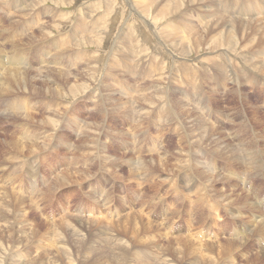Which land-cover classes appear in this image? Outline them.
I'll return each mask as SVG.
<instances>
[{
  "label": "rangeland",
  "instance_id": "rangeland-1",
  "mask_svg": "<svg viewBox=\"0 0 264 264\" xmlns=\"http://www.w3.org/2000/svg\"><path fill=\"white\" fill-rule=\"evenodd\" d=\"M6 1L0 0V3ZM207 1L212 3L209 2L208 5L205 1L177 0L179 6L174 10L175 13L173 11V15L166 14L165 18L160 20H155L152 13L155 9L164 7L165 0H152L147 3L148 13H143L140 9L143 6L142 0H64L59 10L67 13L68 19H60L63 20L60 22L56 17L52 22L51 14H44V24L47 28L51 26V35L55 38L70 31L77 12L83 14L81 20L87 28L83 32L84 36L82 35V48L71 45V51L81 50V59L76 68L81 71L82 92L68 91L70 84L75 80L72 76L74 67L68 66L69 71L71 70L68 74L64 71L65 68L46 62L33 65L44 67L43 69L47 67V73L55 83L57 82L55 86L58 88L61 79L59 80L56 70L66 74L70 84L67 85L64 96L58 99L42 97L39 94L35 96L27 82V90L23 82L19 85L10 82L7 87L2 90L0 88V264H216L210 262V259L194 254L193 247L196 250L200 241L220 235L216 231L208 234L209 231L205 232L206 228L211 229V225L215 228L222 218L227 217L226 223L232 227L229 226L228 231L221 236L227 237L237 232V236L242 233L247 236V230L255 224L250 226V223L241 219V215L255 213L264 216V209L261 211L256 202L253 203L254 208L241 210L236 202L226 205L224 202H218L216 196V191L219 192L220 189L242 193L246 188L249 201L252 202L256 193L255 183L260 181L258 198L264 202V171L259 173L253 167L254 164L241 165L236 159L240 141L250 139L251 135L247 132L248 128H245L246 135H240L241 122L237 115L239 105L244 103L245 108L253 110L248 117H251L255 125L254 130L259 131L264 127V73L259 75L253 72L243 62L246 61L245 56L252 57L256 54L253 51L264 47L259 42L264 35V0H252L253 5H244L247 0ZM46 2L48 5L53 4L52 0ZM172 3L167 5L171 9ZM258 8L263 9L262 13ZM228 11L231 12L229 17L232 16L230 20L244 21L248 28L242 31L238 29L239 22L234 23L235 28L231 33L236 44H222L216 50H212L215 47L210 44L208 50L206 42L210 36L221 37L225 31L222 35L206 32L200 36L201 30L207 25L204 21L200 22L202 13L209 15L207 20L213 17L214 22L220 14L227 18ZM0 16L3 19L0 24L9 25L10 28L7 21L11 15H8V18L0 10ZM251 17L255 19L252 20ZM89 23L97 28L90 29ZM255 24L256 34L252 30ZM164 25L175 30L172 37H162L159 29ZM38 30L35 29L34 32L37 33ZM243 32H247L248 38L252 34L256 37L254 44L248 48L244 45L246 40L242 36ZM20 35L18 39L25 41L26 36ZM2 41L3 38H0V43ZM21 47L27 49L29 46ZM9 50V46L0 50V58L1 55L4 59L8 57ZM57 51L58 49H49L50 56L46 59L49 60ZM27 54V60L33 61L39 52L29 49ZM223 55L228 58L230 68H225L226 63L223 61L226 59H223ZM94 58L96 60L93 62ZM92 65L93 68L90 67ZM26 69L25 72L30 75L36 73L33 69L30 71L29 67ZM83 72L91 74V78L84 80L87 74ZM35 77L41 80V83L45 78ZM2 79L3 74L0 72V83ZM63 87L61 86L62 89ZM238 89H241L239 93H242V96L239 95ZM232 92L237 95L231 96ZM99 95L104 96L102 100ZM43 99L58 100L61 105L53 107L49 104V107L44 109ZM34 106L40 110H34ZM98 106L101 110L97 109ZM60 108H63V114L57 125L55 123L50 126L41 122L42 117L45 118L44 115L41 116L43 113ZM168 108L172 111L170 115ZM32 113H35L34 121L28 117ZM137 114L142 115L138 117ZM196 114L208 133L201 142H197L198 136L192 135L194 126H191V119ZM258 114L262 124L255 122ZM74 118L83 124L81 131L72 125L71 120ZM211 129L215 130V139L210 138L213 133ZM49 134L50 141L37 142L39 148L32 153H27L26 147L19 151L17 148H9V145L3 142V139H13L18 144L26 143L28 138L33 136L49 137ZM218 138L225 143L223 147L222 144L215 143ZM259 144L260 147L264 146V142ZM195 156L201 158L205 169L210 171L206 172V177L209 175L208 178L213 183L210 186L211 192L207 182L193 173ZM78 167L83 168L87 178L72 177L66 182L55 178L63 170L73 171ZM240 170L242 173H239ZM251 176H257V179ZM248 178L254 185L250 192L247 186ZM239 188L241 189L238 190ZM197 205L202 210L212 212L211 224L204 221L198 223L195 220L198 213L200 217L202 215ZM225 208L227 215L223 211ZM236 214H240L238 219L234 217ZM200 228L204 230L201 231ZM251 233L258 237V241L264 243V225ZM192 235L201 238L195 242L196 245L191 244L192 240L195 241ZM116 236L125 241L119 245L115 244ZM221 236L216 240L209 239L205 244L217 241L218 245L220 240L233 241L232 238L235 237L227 240ZM181 238H185L186 242H177V239ZM238 240L239 238L235 243ZM252 240L253 237L246 241L239 251H233V257L223 258L215 255L217 264H247L242 253L254 242ZM62 251H66V254ZM250 252L254 254L255 251L251 248ZM164 257H168L167 261L163 260ZM250 259L252 264H264V258H257L256 255H251Z\"/></svg>",
  "mask_w": 264,
  "mask_h": 264
},
{
  "label": "bare ground",
  "instance_id": "bare-ground-1",
  "mask_svg": "<svg viewBox=\"0 0 264 264\" xmlns=\"http://www.w3.org/2000/svg\"><path fill=\"white\" fill-rule=\"evenodd\" d=\"M51 1V0H50ZM53 1V4L52 5H48V3L46 2V0H7L6 2H2L0 3V10L5 13V16L8 17V15H11V18L9 19V21H7L9 24H10V28L9 25H6V24H3L1 23L0 24V38H3V41L0 43V50H3L4 47L6 46H9V52L10 54H8V57H6L4 59V56L1 55V58H0V72L1 74H3V79L1 80V83H0V88L1 90L4 88V87H7V85L10 84V82H13L14 84L16 85H19L21 82H23V85H24V88L26 89L27 86L25 85L26 82L27 84H29V87H30V90H32L31 92L33 94H35V96L37 94L39 95H42V97H47V98H54V99H58L60 96H64L65 92H66V89H67V85L70 84V81H68V78L65 76L66 74H64L63 72H60L59 70H56L57 73H58V76H59V80L61 79V82L59 83V88L55 86V81H53L52 78H50V74L47 73V67H45V69H43L44 67H36L34 66L35 64H39L41 62H46V63H52L56 66H58L59 68L62 67V68H65L64 71H67V73H71V70L69 71V68L70 67H74L75 68V71L72 72V76L75 80H73V83L70 84L69 88H68V91H72V92H82V82L83 80L81 81L82 79V75L80 74L79 72V68L76 66H79V60L81 59V50L78 49V50H74V51H71V45H78V48L81 44H83V32H85L86 28H85V25H84V21L81 20L83 14L82 12H77L76 13V17L74 18L75 22H72L73 24V27L70 29L69 32L63 34V35H60L59 37H56L55 36H52L51 35V26L50 27H46V25L44 24V14L46 15H49L51 14L52 16V19H50L52 22L55 21L56 17L60 20V19H68L67 17V13L59 10L60 9V4H64V0H52ZM130 1V0H128ZM152 0H142V3H143V6L140 8L142 10L143 13H148V4L147 3H150ZM164 1V0H162ZM167 0H165L164 4L165 5L164 7L160 8V9H155L152 13V16L153 18H155V20H160L162 17L165 18V15L166 14H171L173 15V11L176 10L179 6V4L176 2L177 0H169V2L166 3ZM196 1V0H195ZM199 2H202V1H205L208 3V5L212 2H208L207 0H198ZM216 1V0H215ZM214 1V2H215ZM225 1H228V0H225ZM173 2V3H172ZM194 3V1H192ZM191 2V4H192ZM247 3H243L244 5H253V1L252 0H247L246 1ZM171 4V7L172 9L167 6L168 4ZM227 3V2H226ZM229 3V2H228ZM99 4V3H98ZM137 4V3H136ZM222 4V3H221ZM138 5V4H137ZM212 5V4H211ZM214 5V4H213ZM223 5V4H222ZM227 6V5H226ZM93 8V6H91ZM155 7V6H154ZM183 7V6H182ZM198 7V6H197ZM204 7V6H202ZM212 7V6H211ZM232 7V6H231ZM234 7V6H233ZM96 8V7H95ZM135 8V7H134ZM143 8V9H142ZM98 9V8H97ZM95 9V10H97ZM205 9V8H204ZM260 10V12L262 13V8H258ZM199 10V9H198ZM208 10V9H207ZM211 10V9H210ZM80 11V10H79ZM169 11V12H167ZM181 11V10H180ZM94 12V11H93ZM177 12V11H176ZM186 12V11H185ZM217 12V11H216ZM214 12V14L216 13ZM228 17L226 18L224 14H220L221 16H217L218 19L215 20L214 22H212V18H209L207 20V16L206 14H203L202 13V16L199 18L200 19V22H203L206 23V27L201 30V33H200V36L201 35H205V33H212V32H216V33H219V34H224L221 36V37H215L213 38V36L211 35L210 38L208 39V41L206 42L207 46L206 48H208V50H210L209 46L210 44L215 47L214 49L212 50H216V48L220 45L223 44V46H232L231 44H236L234 43L235 41L233 40V35L231 32H233V28L234 27V23L236 22H239L238 26L240 28V30H244L245 28H248L246 23L243 21V22H240L241 20H230L231 17H229L231 15V12L228 11ZM96 13V12H95ZM102 13V12H101ZM175 13V11H174ZM218 13V12H217ZM220 13V12H219ZM98 14V13H97ZM96 14V15H97ZM178 14V13H177ZM242 14L243 11H242ZM247 14V13H246ZM92 15V14H91ZM95 15V14H94ZM164 15V16H163ZM169 15V16H171ZM263 15H264V11H263ZM198 16V15H197ZM196 16V18H198ZM200 16V15H199ZM248 16V15H247ZM260 16V15H259ZM71 17V16H70ZM96 17V16H95ZM182 17V16H181ZM236 17V16H234ZM9 18V17H8ZM66 18V19H65ZM94 18V17H93ZM105 18V17H104ZM167 18V17H166ZM238 18V17H237ZM240 18V17H239ZM253 18V17H251ZM243 19V18H242ZM255 18H253L252 20H254ZM58 20V21H59ZM171 20V19H170ZM192 20H195V19H192ZM202 20V21H201ZM247 20V19H245ZM251 20V19H250ZM251 20V21H252ZM63 21V20H62ZM60 20V22H62ZM100 22V20H98ZM102 21V19H101ZM166 21V20H165ZM169 21V20H168ZM172 21V20H171ZM248 21V20H247ZM259 21V20H257ZM0 22H3V19L1 18L0 16ZM6 22V23H7ZM57 22V21H56ZM67 22V21H66ZM94 22V21H93ZM96 22V21H95ZM103 22V21H102ZM210 22V23H209ZM261 22V21H260ZM112 23V22H111ZM127 23V22H126ZM258 25H261V23L259 22H256ZM3 24V25H2ZM44 24V25H43ZM64 24H66L64 22ZM195 24V23H194ZM43 25L41 28L40 26ZM62 25V24H61ZM68 25V24H67ZM89 25L91 26V24L89 23ZM131 25V24H130ZM252 25V24H251ZM57 26V25H56ZM64 26V25H63ZM62 26V27H63ZM72 26V25H71ZM88 26V25H87ZM69 27V26H68ZM95 26L92 25L90 27L91 28H94ZM108 27V26H107ZM139 27V26H138ZM40 28V29H39ZM97 27H95L96 29ZM255 28H257V25H253L252 26V30L254 31V33L256 34V31H255ZM38 30L37 33H35L34 31ZM61 29V28H60ZM89 29V28H88ZM224 29V30H222ZM154 30V29H153ZM189 30V28L187 29V31ZM59 30L57 29L56 32H58ZM62 31V30H61ZM93 31V30H92ZM91 31V32H92ZM95 31V30H94ZM175 30L172 29V27L168 26V25H164L162 26L160 29H159V32L161 35H163L162 37L163 38H170L172 37V33L174 32ZM186 31V32H187ZM249 31V30H248ZM247 31V32H248ZM260 31V30H259ZM108 32V31H107ZM155 32V31H154ZM157 32V31H156ZM155 32V33H156ZM247 32H243L242 33V36L243 38L246 40V44H244L247 48L252 46L254 44V40H255V36H252L250 38H248V35H247ZM63 33V32H62ZM93 33V32H92ZM92 33H91V36H92ZM144 33V32H143ZM21 34L20 36H26V40L25 41H22L21 39H18V35ZM57 34V33H56ZM88 34V33H86ZM83 35V36H82ZM98 35V34H97ZM156 35V34H155ZM190 35V34H189ZM216 35V34H215ZM127 36V35H126ZM132 36V35H130ZM49 37V38H48ZM158 37H161V36H158ZM175 37V36H174ZM186 37V36H185ZM23 38V37H22ZM47 38V39H46ZM69 38V39H68ZM92 38V37H91ZM94 38V37H93ZM126 38V37H125ZM199 38V37H198ZM45 39V40H44ZM159 39V38H158ZM162 39V38H161ZM173 39V38H172ZM16 40V41H15ZM91 40H95V39H91ZM124 40V39H123ZM131 40V39H130ZM160 40V39H159ZM163 40V39H162ZM87 41V40H85ZM125 41V40H124ZM168 41V40H167ZM182 41V40H181ZM185 41V40H184ZM196 41V40H195ZM194 41V42H195ZM210 41V43H209ZM22 42V43H21ZM162 42V41H161ZM171 42V40L169 41ZM180 42V41H178ZM244 41L242 40V43ZM263 45H264V35H263V38L261 41ZM89 43V42H88ZM87 43V44H88ZM135 43V42H134ZM173 43V41H172ZM96 44V43H95ZM22 45H25V46H29L27 47V49H24L22 48L21 46ZM169 45V44H168ZM167 45V46H168ZM171 45V44H170ZM178 45V44H177ZM193 45V44H192ZM199 45V44H198ZM70 47V49H66L67 47ZM125 46V45H124ZM244 46V47H245ZM82 48V46H80ZM170 47V46H169ZM174 47V45H173ZM183 47V46H181ZM191 47H194V46H191ZM199 47V46H198ZM211 47V46H210ZM51 48H54V49H58L57 51V54H55L53 57H51L49 60H47L46 58L48 57L49 55V49ZM222 48V47H221ZM29 49H35L39 52V54H36V56H34V63L33 61H28L27 60V57H28V54H27V51ZM170 49V48H169ZM175 49V48H174ZM192 49V48H191ZM182 50V49H181ZM184 50V49H183ZM222 50V49H221ZM220 50V52H221ZM255 50V49H254ZM41 51H42V55H41ZM53 51V50H52ZM178 51V50H177ZM223 51V50H222ZM36 52V51H35ZM83 52V51H82ZM176 52V51H175ZM179 52V51H178ZM176 52V53H178ZM249 52V51H248ZM252 52V51H250ZM256 54H253L252 57H248V56H245V60L246 61H243L245 64L246 67H248L249 69H251L253 72L261 75V72L264 73V47L261 48L260 50H255L253 51V53ZM1 53V52H0ZM2 54V53H1ZM85 54V52L83 53ZM87 54V53H86ZM229 54V53H228ZM32 55V54H31ZM50 56V55H49ZM108 56V55H107ZM186 56V55H185ZM220 57V56H219ZM223 59L225 61H223V63L225 64V68H230L229 67V63H227V57H225L224 55L222 56ZM42 58V59H41ZM96 58V57H95ZM93 59V62L94 60L96 59ZM204 58V57H203ZM216 58H218L216 56ZM230 58V57H229ZM29 59V58H28ZM46 59V60H45ZM180 59V58H178ZM212 60H214L215 62V58L213 59V57L211 58ZM235 59H237V56L235 55ZM84 60V59H83ZM92 60V59H91ZM90 60V61H91ZM202 60V59H201ZM210 60V59H209ZM208 61V60H207ZM205 62L206 66H207V63L208 62ZM211 61V60H210ZM221 61V62H222ZM66 62H68V64H65ZM212 62V61H211ZM110 63V62H109ZM201 64L203 62H200ZM218 63V62H217ZM34 64V65H33ZM93 64V63H92ZM200 64V65H201ZM216 64V63H215ZM219 64V63H218ZM222 64V63H220ZM88 65V64H87ZM204 65V63H203ZM217 65V64H216ZM223 65V64H222ZM43 66V65H41ZM70 66V67H68ZM94 65L90 66L93 68ZM212 66V65H211ZM29 67V70L31 71V69H33L32 71H36V73H34L35 76H44V80L42 81V83L40 82L41 80H37V77H35L34 75H30L28 73H26L25 71H27L26 68ZM222 67V66H221ZM61 68V69H62ZM84 68V67H83ZM111 68V66L109 67ZM217 68V66H216ZM220 68V67H218ZM226 68V69H227ZM60 69V70H61ZM82 69V68H81ZM97 69V68H96ZM206 69V68H205ZM223 69V68H222ZM4 70V71H3ZM207 70V69H206ZM89 71V69H87V72ZM229 71V70H228ZM50 72V71H49ZM96 72V71H95ZM93 72V73H95ZM226 72V71H225ZM44 73H47L44 75ZM92 73V71H91ZM83 74H85V72H83ZM87 74V77L84 78V80L88 79V78H91L90 75L91 74ZM85 74V75H86ZM95 75V74H94ZM99 75V74H98ZM222 75V74H221ZM263 75V74H262ZM62 76V77H61ZM165 76V75H164ZM229 76V75H228ZM39 78V77H38ZM164 78V77H163ZM162 80V78H160ZM166 79V78H165ZM228 79V78H227ZM89 80V79H88ZM57 81V80H56ZM158 81V79H157ZM38 82V83H37ZM160 82V81H159ZM225 82V81H224ZM153 83V82H152ZM223 83V82H222ZM246 83V82H245ZM108 85V84H106ZM153 85V84H152ZM61 86H64L63 89L61 88ZM84 86V85H83ZM100 86V85H99ZM105 86V85H104ZM157 86V85H156ZM160 86V84H159ZM170 86V85H169ZM110 87V86H109ZM158 87V86H157ZM156 87V89H157ZM10 88V87H9ZM105 88V87H104ZM107 88V87H106ZM154 88V87H153ZM257 88V87H255ZM62 91H61V90ZM109 89V88H108ZM7 90V89H6ZM27 90V89H26ZM104 90V89H103ZM165 90V89H164ZM163 90V91H164ZM231 90V89H230ZM239 90L241 89H238V93H239ZM255 90V89H254ZM86 91V90H85ZM148 91V90H147ZM155 91V90H154ZM160 91V90H159ZM261 92V90H259ZM19 92V91H18ZM110 92V91H109ZM129 92V91H127ZM162 92V91H160ZM147 93V92H146ZM166 93V92H165ZM171 93V92H170ZM6 94V93H5ZM103 95V93H101ZM108 94V93H107ZM113 94V93H112ZM111 94V95H112ZM145 94V92H144ZM160 94V93H159ZM162 94V93H161ZM261 94V93H260ZM263 94V93H262ZM2 95V94H1ZM10 95V94H9ZM101 95V96H102ZM106 95V93H105ZM124 95V94H123ZM132 95V94H131ZM166 95V94H165ZM237 93L235 92H232L231 93V96H236ZM240 96H242V93L240 94ZM100 96V95H99ZM98 96V97H99ZM100 96V99L103 98ZM148 96V95H147ZM162 96V95H161ZM259 96V95H258ZM261 96V95H260ZM106 97V96H105ZM109 97V96H108ZM107 97V98H108ZM151 98V97H150ZM160 98V96H159ZM165 98V97H164ZM105 99V98H104ZM155 99V98H154ZM158 99V98H157ZM193 99H194V94H193ZM245 99V98H244ZM247 99V98H246ZM4 100V99H2ZM6 100V99H5ZM17 100V99H16ZM15 100V101H16ZM63 100V99H62ZM102 100V99H101ZM106 100V99H105ZM104 100V101H105ZM116 100V99H114ZM122 100V99H121ZM18 101V100H17ZM16 101V102H17ZM25 101V100H24ZM107 101V100H106ZM143 101V100H142ZM167 101V100H166ZM243 101V100H242ZM263 101V100H262ZM8 102V101H7ZM27 102V101H26ZM29 102V101H28ZM64 102V101H63ZM98 102H99V98H98ZM117 102V101H116ZM118 102H119V99H118ZM152 102V101H151ZM161 102V101H160ZM165 102V101H164ZM182 102V101H181ZM22 103V102H21ZM105 103V102H104ZM104 103H103V106H104ZM113 103V102H112ZM133 104V102H131ZM171 103V102H170ZM187 103V102H186ZM246 103V102H245ZM12 104V102H11ZM39 104V103H38ZM49 104L50 106H53V107H57V106H60V102L58 103V100H49V99H43V103H42V107H44V109H47V107H49ZM100 104V103H99ZM102 104V103H101ZM106 104V103H105ZM117 104V103H115ZM119 104V103H118ZM117 104V105H118ZM167 104V103H166ZM175 105H177L176 103H173ZM185 104V102H184ZM10 105V103H9ZM30 105V104H29ZM112 105V104H110ZM134 105V104H133ZM137 105V104H136ZM186 105V104H185ZM245 104L242 103L241 105H239V108L240 110L237 112V115L239 116V119H240V135L241 134H244L246 132L245 128H248L249 130L247 132H249L250 135V139L248 140H241L240 142V147L237 151H239V154L236 156V159L240 162L241 165H251V164H254L253 167L256 169V171H258L259 173H262V170L264 171V146L260 147V144L259 143H263L264 142V127L259 129V131H256L254 129L255 128V125L253 124L252 120H251V117H248V115L250 114V112L252 113L253 110H248V108H245L244 106ZM22 106V105H21ZM118 106H121V105H118ZM130 106V105H129ZM167 106V105H166ZM187 106H189V104L187 103ZM20 107V106H19ZM34 110H38L39 108H36V106H34ZM134 107V106H133ZM181 107V106H180ZM64 108V107H63ZM63 108H60V109H55L51 112H48V113H43L41 116H45L42 117L41 119V122H43V124H48L50 126H52L53 124L56 123L57 125V122H60L61 121V117H62V110ZM141 108V107H140ZM139 108V110H140ZM149 108V107H148ZM151 108V107H150ZM196 110H199L197 107H194ZM96 109V108H95ZM98 110H101L100 106L97 107ZM105 109V108H104ZM109 109V108H108ZM116 109V108H115ZM179 109V108H178ZM224 109V108H223ZM16 110V108H15ZM28 110V109H27ZM26 110V111H27ZM40 110V109H39ZM103 110V109H102ZM122 110V109H121ZM126 110V109H125ZM189 110V109H188ZM7 111V110H6ZM11 111V110H10ZM22 111V110H21ZM128 111V110H127ZM125 111V112H127ZM106 112V111H105ZM118 112V111H117ZM175 112V110H174ZM108 113V112H107ZM113 113V112H112ZM139 113V112H137ZM144 113V112H143ZM172 113L171 109L168 108V115H170ZM21 114V112H20ZM34 114L35 113H32L29 117L30 120L34 121ZM120 114V113H118ZM179 114V113H178ZM134 115V114H133ZM139 115H142V114H139ZM139 115L137 114V116L139 117ZM235 115V114H234ZM259 115V114H258ZM125 116V115H124ZM103 117V116H102ZM118 117V116H117ZM122 117V116H121ZM179 117V116H178ZM26 118V117H25ZM88 118V117H87ZM248 118V119H247ZM191 119V118H190ZM249 119L251 121H249ZM60 120V121H58ZM67 119H65L66 121ZM138 120V119H136ZM141 120V119H139ZM182 120V119H181ZM186 120V119H185ZM72 121V125L80 130L82 129L81 128V122H79L78 120L75 121V118L71 120ZM106 121V120H105ZM200 119L198 117V114H196L192 119H191V126H194V132H192L193 134V137H197L196 140L197 142H201V140L203 139L204 136H206L208 133L206 131V126L202 123L199 122ZM37 122V120H36ZM182 122V121H181ZM204 122V121H203ZM255 122L256 124L257 123H261L262 122V119H261V116H257L255 118ZM70 124V122H67V124ZM98 123V122H97ZM173 123V122H172ZM190 123V122H189ZM210 123V122H209ZM105 124V123H104ZM181 124V123H180ZM213 124V123H212ZM262 124V123H261ZM83 125V124H82ZM106 125V124H105ZM179 125V123H178ZM190 125V124H189ZM49 126V127H50ZM59 127V126H58ZM190 127V126H188ZM51 128V127H50ZM181 128H183L181 126ZM252 128V130H251ZM86 129V128H85ZM84 129V130H85ZM92 129V128H90ZM192 129V127H191ZM238 129V128H237ZM188 130V129H187ZM54 131V130H53ZM81 131V130H80ZM90 131V130H88ZM86 131V132H88ZM211 131H215V130H212ZM237 131V130H236ZM94 132V131H93ZM96 132V131H95ZM116 132V131H115ZM239 132V131H238ZM182 134V133H181ZM185 134V133H184ZM41 135V134H40ZM122 135V134H121ZM191 135V136H192ZM246 135V133H245ZM244 135V136H245ZM51 134H49V137L47 135H44V136H41L38 138V136H33L31 138H28L27 142L23 143V142H20L18 144V142H15L13 141V139H3V142L7 145H9V148H17V150L21 151V148L23 147H26L28 149L27 153H32L33 151L37 150L39 147L37 146V142H46L47 140L50 141L48 138H50ZM85 136V135H84ZM190 136V135H189ZM215 136V133L213 132L211 135H210V138L212 139H215L216 137ZM239 136V135H238ZM18 137V136H17ZM92 137V135H91ZM20 138V137H19ZM18 138V139H19ZM93 138V137H92ZM23 139V137H22ZM193 139V138H192ZM25 140V139H24ZM188 140V139H187ZM90 141V140H88ZM190 141V140H189ZM192 141V140H191ZM226 141V140H225ZM236 141V140H235ZM214 142V141H212ZM259 142V143H258ZM90 143V142H89ZM93 143V142H92ZM215 143H219V144H222V147L223 145L225 144L223 142L222 139L218 138L217 141H215ZM193 144V143H192ZM203 144V143H202ZM69 145V144H68ZM200 145V144H199ZM44 146V144H43ZM217 146V145H216ZM219 146V145H218ZM226 146V145H225ZM259 146V147H257ZM90 147V146H89ZM93 147V146H92ZM200 147V146H199ZM231 147V146H230ZM198 148V147H197ZM24 151V150H23ZM218 151V150H217ZM17 152V151H16ZM98 152V151H97ZM194 152V151H193ZM227 152V150H226ZM235 152V151H233ZM198 153V152H196ZM236 153V152H235ZM227 154V153H226ZM1 155V154H0ZM6 154H4L5 156ZM219 155V154H218ZM225 155V154H224ZM192 156V154H191ZM199 156V155H198ZM2 157V156H1ZM0 157V159H1ZM164 157V156H163ZM219 157V156H218ZM5 159V158H4ZM11 159V158H10ZM119 159V158H118ZM122 159V158H121ZM130 159V158H129ZM188 159V158H187ZM221 159V158H220ZM227 160V158H225ZM6 160V159H5ZM7 161V160H6ZM118 161V160H117ZM123 161V160H122ZM131 161V160H130ZM134 161V160H133ZM154 160H150V162H153ZM158 161V160H157ZM177 161V160H176ZM2 162V161H1ZM119 162V161H118ZM189 162V160L187 161ZM125 163V162H124ZM139 163V162H137ZM132 164V163H131ZM141 165V163H139ZM138 164V165H139ZM143 164V163H142ZM171 164V163H170ZM178 164V162L176 163ZM181 164V163H180ZM109 165V164H108ZM134 165V164H133ZM137 165V167H138ZM183 165V164H182ZM147 166V164H146ZM193 173L195 176H197L199 179L201 180H205L209 185V192H211V179L206 177V172H210L209 170H207V168L205 169V166H204V163L202 161L201 158H198L197 156H195L194 160H193ZM187 167V166H186ZM140 168V167H138ZM132 170H134L132 167H131ZM252 169V167H251ZM131 170V171H132ZM137 170V169H136ZM140 170V169H139ZM148 170V169H146ZM145 170V171H146ZM152 170V169H151ZM150 171V170H149ZM136 172V171H135ZM138 172V171H137ZM86 172H84L83 168L81 167H78V168H75L73 169V171H62L60 172L59 174H57V180H62V181H67L68 179H72V177H79V178H85L87 176V174H85ZM133 173V172H131ZM222 173V172H221ZM239 173H242V171L240 170ZM214 174V172H213ZM219 174V173H218ZM130 175V174H129ZM133 175V174H132ZM89 176V175H88ZM220 176V175H219ZM218 176V177H219ZM164 177H167V176H164ZM163 177V178H164ZM257 179L256 177L257 176H251V178H254ZM87 178V177H86ZM216 178V177H215ZM220 178V177H219ZM160 179V178H159ZM214 179V178H213ZM221 179V178H220ZM141 180V179H140ZM162 180V179H161ZM226 180V179H225ZM137 181V180H136ZM142 181V180H141ZM216 183V182H215ZM218 183V182H217ZM221 183V182H220ZM55 184V183H54ZM263 184H264V181H263ZM139 186V185H138ZM247 186H248V189H249V192L252 191L253 189V183L250 181V179L248 178V183H247ZM233 187V186H231ZM222 188V187H221ZM241 188H239L238 190H240ZM260 189H261V182H256L255 183V192L254 193V200L252 202L249 201V194H247V189L244 188L243 191H241L242 193H240L239 191H236V192H227L226 191V188L224 189H220V191H216V196L218 198V202H224L226 205H233L234 202H236L237 206L239 207V209H252L254 208V204L253 203H257V206H260V210L261 209H264V202L258 198V194L260 192ZM218 190V189H217ZM223 190V191H222ZM225 190V191H224ZM54 193V192H53ZM7 197V196H6ZM4 198V196H3ZM3 200V199H2ZM238 200V201H237ZM6 201V200H5ZM2 202V201H1ZM123 202V201H122ZM8 204V203H7ZM221 206V205H219ZM222 207V206H221ZM197 209H199L202 213L201 217H200V213H198V215L196 216L195 220L200 223L201 221H204L206 223H210L211 224V214L212 212H207L208 210H202L200 206L197 205ZM224 211V214L227 215V211H226V208L223 209ZM262 211V210H261ZM239 215L240 214H236L234 217L236 219L239 218ZM251 216V217H250ZM26 217V216H25ZM191 217V216H190ZM206 217H208L206 219ZM146 218V217H145ZM252 218V219H251ZM21 219V218H20ZM228 218L226 217L225 218H222L219 222V224H216L213 228V226L211 225V229H208L206 228L205 232H208V234H213L214 231H216L218 233L219 236L223 235L222 233H225V231H228V227L232 225L230 224H227L226 223V220ZM241 219L242 220H245L246 222L250 223L252 225H254L253 227H251V229L247 230V236L246 234L244 235L243 233L241 235H238L237 233H233L231 234V236H221L222 238H227V240L230 239V237H233V241L232 240H229V241H222L220 240V243L217 245V241H213L211 244L207 243V245L205 244V241H209L210 240H216L217 238H219V236L217 237H209L208 239H204L203 241H200L199 245L196 246V250H195V247H193L194 249V254L197 255V257L199 256L200 258L204 257L205 259H210V262L212 261V263H216L217 264V260L215 258V255L219 256V257H223V258H228V257H231L232 254H233V251H239V248L246 242L248 241L251 237L254 238V242H252L248 248H246V251H244L242 253V257L245 258V262L247 264H252V261L250 259V256L251 255H256L257 258H261L263 259L264 258V243L258 241V237L257 236H253L254 234L250 232H252L253 230H255L256 228H258L259 226L261 225H264V216H262L261 214H255V213H252L251 215H247V214H243L241 215ZM12 220V219H11ZM62 222V221H61ZM68 222V221H67ZM196 222V223H197ZM63 223V222H62ZM66 223V222H65ZM64 223V224H65ZM192 223V222H191ZM78 224V223H77ZM83 224V223H82ZM193 224V223H192ZM189 225V224H188ZM127 226V225H126ZM198 226V225H197ZM108 227V226H107ZM168 227V226H167ZM242 227H244L242 225ZM241 227V228H242ZM72 228V227H71ZM76 228V227H75ZM109 228V227H108ZM191 228V227H190ZM194 228V227H193ZM248 228V227H247ZM60 229V228H59ZM63 229V228H61ZM195 229H197L195 227ZM10 230V229H9ZM201 231L204 230V228H200ZM243 229H241L242 231ZM15 231V230H14ZM73 231V229L71 230ZM70 231V233H71ZM5 232V231H4ZM103 232V231H102ZM7 233V232H6ZM83 233V232H81ZM72 234V233H71ZM70 234V235H71ZM73 234H74V231H73ZM78 234V232H77ZM76 234V235H77ZM107 234V233H106ZM75 235V234H74ZM82 235V234H81ZM85 235V234H83ZM114 235V234H113ZM112 235V236H113ZM167 235V234H166ZM65 236V235H64ZM203 236V234L201 235ZM22 237V236H21ZM73 237V236H72ZM75 237V236H74ZM192 237H194L192 235ZM199 237V235L197 236ZM77 238V237H76ZM239 240L235 243V240L238 239ZM241 238V239H240ZM116 241L114 242L115 244L119 245L122 243V241H125L124 239L120 238V237H117L114 238ZM185 238H181V239H177V242H186V240H184ZM194 240H192V243L193 245H196V241L198 240H201V238H196L194 237ZM33 241V240H32ZM65 241V240H64ZM215 242V243H214ZM70 244V243H69ZM77 244V243H76ZM81 244V243H80ZM15 245V244H14ZM41 245V244H40ZM61 245V244H60ZM186 245V244H185ZM256 245V246H255ZM67 246V245H66ZM78 246V245H77ZM37 247V246H36ZM64 246H62L63 248ZM68 247V246H67ZM65 248V247H64ZM98 248V247H97ZM251 248L255 251L254 254L252 252H250ZM25 249V248H24ZM61 249V248H60ZM67 249V248H66ZM91 249V248H90ZM89 249V250H90ZM112 249V248H111ZM63 250V249H62ZM70 251V250H69ZM63 252V251H62ZM11 253V252H10ZM40 253V252H39ZM66 254V251L63 252ZM239 253V252H238ZM69 254V253H68ZM99 254V252H98ZM114 254V253H113ZM180 254V253H179ZM29 255V254H28ZM166 255V254H165ZM235 256V255H234ZM169 257V256H168ZM167 257V258H168ZM218 257V258H219ZM233 257V256H232ZM14 258V257H13ZM23 258V257H22ZM99 258V257H98ZM167 258L164 257L163 260L164 261H167ZM222 258V259H223ZM115 259V258H114ZM120 259V258H119ZM158 259V258H157ZM161 259V258H159ZM221 259V258H220ZM236 259V258H235ZM1 260V259H0ZM10 260V259H9ZM36 260V259H35ZM113 260V259H112ZM225 260V259H224ZM223 260V261H224ZM231 260V259H230ZM234 260V259H233ZM240 260V259H239ZM23 261V260H22ZM124 261V260H123ZM169 261V259H168ZM229 261V260H228ZM242 261V259H241ZM160 262V261H159ZM207 262V260H206ZM222 262V261H221ZM18 263V262H17ZM172 263V262H171ZM229 263V262H228ZM234 263V261H233ZM161 264V263H160Z\"/></svg>",
  "mask_w": 264,
  "mask_h": 264
},
{
  "label": "crops",
  "instance_id": "crops-1",
  "mask_svg": "<svg viewBox=\"0 0 264 264\" xmlns=\"http://www.w3.org/2000/svg\"><path fill=\"white\" fill-rule=\"evenodd\" d=\"M202 21V20H201Z\"/></svg>",
  "mask_w": 264,
  "mask_h": 264
}]
</instances>
